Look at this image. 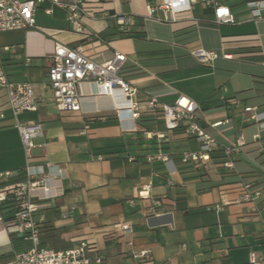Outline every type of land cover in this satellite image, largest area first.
<instances>
[{"label":"crops","instance_id":"crops-1","mask_svg":"<svg viewBox=\"0 0 264 264\" xmlns=\"http://www.w3.org/2000/svg\"><path fill=\"white\" fill-rule=\"evenodd\" d=\"M77 1L91 13L81 31L70 27L61 9L47 15L45 8L51 6L47 3L36 11L35 29L0 34V59L9 79L31 82L38 96L37 112L19 116L20 123L44 128L43 137L34 141L32 165H60L64 171V194L35 201L41 247L64 250L88 241L95 246L92 264H145L147 260L135 257L144 251L152 264H249L251 251L264 258V199L241 201L243 184L264 187V155L253 142L259 135L264 146V129L248 124L247 130L254 132L248 140L244 136L247 145L234 170L183 165L179 156L195 151V139L181 131L167 134L159 143L143 134L166 132L160 113L143 114L138 130L124 132L116 117V109L124 105L119 92L104 97L94 84L83 83L82 110L61 112L47 82L57 44H84L97 63L122 52L127 62L121 75L136 89V100L158 97L171 104L180 95L187 96L200 106L197 116L207 131L233 144L241 131L244 134L239 128L247 120L244 108L264 105V0H195L175 22H164L162 12L148 17L147 8L160 6L163 0ZM250 3L260 4L258 17ZM220 6L230 9L235 23H214L215 8ZM114 16L129 18L130 26L120 28ZM88 33L95 37L87 39ZM199 50L215 52L218 59L212 66L202 65L193 55ZM235 98L240 104L229 105L227 101ZM0 114V175L12 173L0 180L2 192L17 183L11 178L25 173L26 167L4 89ZM227 120L229 124L212 128ZM160 149L170 163L148 162ZM212 157L218 163L223 154L217 151ZM125 223L131 231L116 234V226ZM245 224L255 225L253 240L237 230ZM12 234L15 231L0 215L2 260L19 253ZM31 247L24 240L23 251Z\"/></svg>","mask_w":264,"mask_h":264},{"label":"built area","instance_id":"built-area-1","mask_svg":"<svg viewBox=\"0 0 264 264\" xmlns=\"http://www.w3.org/2000/svg\"><path fill=\"white\" fill-rule=\"evenodd\" d=\"M72 1V2H69ZM195 0H163L160 6H149L147 14L149 18L155 17L158 12L166 15L164 22H175L181 14L191 10ZM47 15L53 14V9L58 8L67 14V21L72 29L81 31L84 27L83 20L90 18L91 13L86 5L77 0H0V34L36 28V11L43 5ZM250 9L255 17L259 16L260 4L250 3ZM214 23L218 26L235 23L234 16L226 6L215 8ZM120 28L130 26L131 21L125 16H114ZM95 37L88 33L87 39ZM202 65L212 66L218 54L204 50L193 53ZM53 66L49 69L47 82L53 93V102L61 112H79L82 110V96L80 86L83 83L94 84L98 88L100 96L112 97L119 92L124 98V105L116 109V117L124 132L138 130V121L143 114L156 115L160 113L166 132L146 133L145 138L156 139L159 143L167 139V134L182 130L185 135L193 138L198 143V150L186 151L180 154L179 159L183 165L200 166L207 170L218 167L234 170L235 161L241 156L247 145L244 134L241 131L233 144H225L207 131L200 122L197 113L200 106L187 96L180 95L174 103H163L158 97H151L145 101L136 100L134 89L121 73L127 62V55L115 52L113 59L106 63H97L87 53L86 45L79 44L75 47L57 44L55 47ZM0 89L7 93L8 105L16 119V128L20 134L23 151L26 158L25 173L20 182L9 185L0 192V205L7 200L15 202L18 212L12 225L9 227L15 234L23 235L25 241L31 243V248L19 252L10 260L0 259V264H92L91 253L95 246L88 241H81L78 245L64 249L52 250L41 247L39 228L34 220L37 210L35 201H50L64 194L62 186L64 171L60 165L47 164L46 167L32 165V152L35 148V140L44 135L42 124L20 123L19 116L25 113H34L38 110V96L35 86L31 82H13L9 79L2 60L0 59ZM229 105H239L238 99L227 101ZM246 119L264 129V105L247 106L244 108ZM3 117V114H0ZM104 120L103 118H99ZM224 121L212 125L219 128L229 124ZM88 128V127H87ZM259 135L253 136V142L259 145L258 153L264 155V146L260 145ZM223 154L220 162H215L212 155L215 152ZM102 161V156L98 157ZM150 163L160 161L170 163V157L160 149L158 153L147 158ZM12 173L0 175V180L7 179ZM150 189V185L144 187L143 192ZM264 194V188L255 189L252 184H243L242 203L255 202ZM216 210H222L221 206H215ZM264 209V206H263ZM212 208H208L211 211ZM131 231L129 223L116 226V234H126ZM139 257L147 260L145 264H152L146 251ZM100 262V260H97ZM249 264H264V258L251 253Z\"/></svg>","mask_w":264,"mask_h":264},{"label":"trees","instance_id":"trees-1","mask_svg":"<svg viewBox=\"0 0 264 264\" xmlns=\"http://www.w3.org/2000/svg\"><path fill=\"white\" fill-rule=\"evenodd\" d=\"M159 117H160V115L158 116V118ZM181 131L182 130H177V131H174V132L181 133ZM22 177H23V174H20L18 176V178L17 177H12L11 179L13 180V182L14 181L18 182V180L19 181L22 180ZM262 188H264V187L262 186ZM17 212H18V209L16 208V204H15V202H13L11 200H7V201H5L4 203H2L0 205V215L2 217V220L7 225L8 228L12 225ZM11 240H12L17 252H20V251L22 252L24 250V240H23V238H19L17 234H12L11 235Z\"/></svg>","mask_w":264,"mask_h":264},{"label":"rangeland","instance_id":"rangeland-1","mask_svg":"<svg viewBox=\"0 0 264 264\" xmlns=\"http://www.w3.org/2000/svg\"><path fill=\"white\" fill-rule=\"evenodd\" d=\"M87 19H89V18H85L84 20H83V24H85V20H87ZM248 124H251L248 120H246L245 122H244V124H243V126L242 127H239L240 129L242 128H244L243 130H244V136H245V138H247V140L248 139H250V137H251V135H252V133L254 132V129H249V130H247V128H248V126L250 127V125H248ZM197 148H198V145H197V143H196V141L195 140H193L192 141V149L193 150H197ZM262 199H264V194L261 196V197H259L257 200L259 201V200H262ZM207 215H209V214H207ZM224 224H226L228 227H229V231H232L233 230V227L231 226L232 224H230V223H224ZM243 227H240L239 229H237V230H239V231H244L246 234H249V237H251L252 238V230H253V228L255 227V225L254 224H245V225H242ZM254 238H252V240H253ZM30 245H31V243H30ZM237 251H241V250H237ZM255 253V254H257L258 256H260L261 257V255H259V253H257L256 251H251L250 253H249V255H248V259H249V257H250V254L251 253ZM240 255V254H239ZM241 257H242V255H241ZM238 258H240V257H238Z\"/></svg>","mask_w":264,"mask_h":264},{"label":"water","instance_id":"water-1","mask_svg":"<svg viewBox=\"0 0 264 264\" xmlns=\"http://www.w3.org/2000/svg\"><path fill=\"white\" fill-rule=\"evenodd\" d=\"M23 235L19 234L18 237L21 238Z\"/></svg>","mask_w":264,"mask_h":264}]
</instances>
